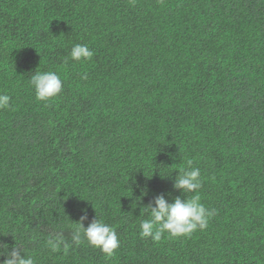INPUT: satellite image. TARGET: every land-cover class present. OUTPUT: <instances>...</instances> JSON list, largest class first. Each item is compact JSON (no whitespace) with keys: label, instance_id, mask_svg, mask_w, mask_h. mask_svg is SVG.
Segmentation results:
<instances>
[{"label":"trees","instance_id":"obj_1","mask_svg":"<svg viewBox=\"0 0 264 264\" xmlns=\"http://www.w3.org/2000/svg\"><path fill=\"white\" fill-rule=\"evenodd\" d=\"M75 44L93 57L65 63ZM37 71L63 82L47 103ZM0 94L5 246L36 264H264V0H0ZM187 159L208 228L141 237L156 195H193L172 186ZM82 210L115 228L112 258L46 246Z\"/></svg>","mask_w":264,"mask_h":264},{"label":"clouds","instance_id":"obj_2","mask_svg":"<svg viewBox=\"0 0 264 264\" xmlns=\"http://www.w3.org/2000/svg\"><path fill=\"white\" fill-rule=\"evenodd\" d=\"M93 55L94 52L88 45L75 44L68 57L65 58V63L69 57L73 61L80 62L90 60ZM81 78L86 79L87 77L84 75ZM29 83L34 90L35 98L45 103L57 97L63 90V82L54 71H37L31 76ZM10 99L9 95L0 94V109L9 108ZM185 165V168L179 170L172 186L184 194L192 193L193 195L183 200L177 196L171 202L165 198L164 194L156 195L153 201L146 205V210L150 212V218L140 222L139 235L141 237H150L152 241L160 242L165 234L168 238H177L190 236L197 230L204 231L208 228L209 219L214 215V210L207 209L201 203L200 169L193 166L192 159H187ZM141 192L142 195L146 194L145 189H142ZM87 219V211L82 210V215L76 225L66 226L65 230L71 237L70 243L65 238V230H62L51 234L46 241V246L51 252L63 251L66 254L72 245L80 246L87 243L93 248H98L105 258H112L120 244L115 228L102 218L97 217L85 227L84 221ZM0 256L3 257L0 264H36L34 256L27 253L22 245L9 248L8 245L5 246V243L0 242Z\"/></svg>","mask_w":264,"mask_h":264}]
</instances>
